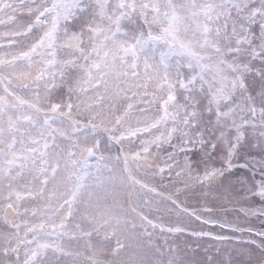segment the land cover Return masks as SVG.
<instances>
[{"label":"snow or ice","instance_id":"6c2138e0","mask_svg":"<svg viewBox=\"0 0 264 264\" xmlns=\"http://www.w3.org/2000/svg\"><path fill=\"white\" fill-rule=\"evenodd\" d=\"M235 244L264 264V0H0V264Z\"/></svg>","mask_w":264,"mask_h":264},{"label":"rangeland","instance_id":"374dc122","mask_svg":"<svg viewBox=\"0 0 264 264\" xmlns=\"http://www.w3.org/2000/svg\"><path fill=\"white\" fill-rule=\"evenodd\" d=\"M152 183H154L158 187V190H160L162 192L167 193V192L174 191V189H170V188H167L166 187L167 181H164V183L161 184V182L159 181V179H157L155 181H152ZM180 199L181 200H186L187 206L190 207V208L200 209V208H203L205 206L204 205L203 198L199 196V193H190L187 197L181 196ZM209 200H211V197H209ZM207 206H212V207H216V208H220L221 207V205L219 203H211V204H209ZM223 207L224 208H227V209H231L233 207V205H231V204H225V205H223ZM233 215H235V213H231L230 212L229 213V218H231V216H233ZM251 223L255 227H260L261 226L260 225V221L259 220H256L255 218L252 219ZM196 227H198V225H196ZM205 230H211V231H216V232H219L220 231L217 228L208 229L207 227H205ZM221 234H223V235H232V233L227 232V231L222 232ZM185 240H187L188 243L193 248L196 247V242L193 241L190 237H185V236H177L176 237V243L179 244V245H181V247L184 246V241ZM160 242L161 243L163 242V238L160 239ZM200 243L201 244H204L206 246L207 244H210V243H213V242L206 239V240L200 241ZM241 247H248V246L247 245H240V244L228 245L227 246V250L229 252H232L233 253L232 258L235 261V264H244V260L247 259V257H240L239 254L234 251V249H239ZM258 257H259V250H256V252L254 253V259H258Z\"/></svg>","mask_w":264,"mask_h":264}]
</instances>
